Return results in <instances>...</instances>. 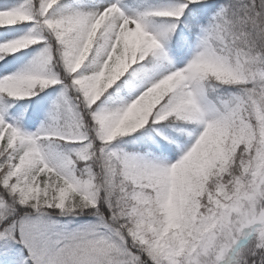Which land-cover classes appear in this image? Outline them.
<instances>
[{
    "label": "snow or ice",
    "instance_id": "1",
    "mask_svg": "<svg viewBox=\"0 0 264 264\" xmlns=\"http://www.w3.org/2000/svg\"><path fill=\"white\" fill-rule=\"evenodd\" d=\"M0 264H264V0H0Z\"/></svg>",
    "mask_w": 264,
    "mask_h": 264
}]
</instances>
